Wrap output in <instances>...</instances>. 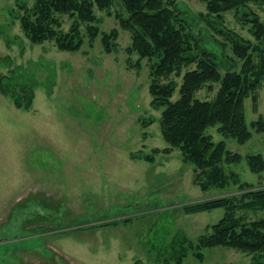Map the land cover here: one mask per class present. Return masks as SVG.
I'll return each instance as SVG.
<instances>
[{
	"label": "rangeland",
	"instance_id": "1",
	"mask_svg": "<svg viewBox=\"0 0 264 264\" xmlns=\"http://www.w3.org/2000/svg\"><path fill=\"white\" fill-rule=\"evenodd\" d=\"M19 1L33 4L0 0V264H257L253 254L231 247H201L199 238L224 216L223 207L187 213L183 206L238 201L243 191L264 188V168L254 171L247 160L252 154L264 160V130L251 126L264 119V79L256 104L251 96L244 100L252 133L246 142L225 137L217 125L207 129L240 159L223 163L225 186L203 189L181 151L165 150L164 106L150 92L156 59L139 62L129 53L132 33L116 18L127 14L120 1L94 7L100 32L90 40L82 24L84 42L75 51L28 39L16 17ZM175 2L204 46L217 53L222 74L230 59L240 69L229 42L208 26L213 18L206 4ZM251 10L264 21V2H249L224 13L225 27L252 39L242 20ZM61 22L67 31L72 19L62 15ZM114 28L116 47L107 52L101 32ZM194 67L163 79L175 84L173 100ZM218 89L219 82L207 83L195 97L210 100ZM26 95L29 100L17 105ZM234 215L244 222L264 219V208L238 206Z\"/></svg>",
	"mask_w": 264,
	"mask_h": 264
},
{
	"label": "trees",
	"instance_id": "2",
	"mask_svg": "<svg viewBox=\"0 0 264 264\" xmlns=\"http://www.w3.org/2000/svg\"><path fill=\"white\" fill-rule=\"evenodd\" d=\"M127 13L116 14L118 24L130 31L132 43L129 53L135 52L138 61L144 57L155 58L151 66L150 92L153 102L164 106L160 127L162 137L168 144L165 149H179L183 159L192 163L197 180L203 189L223 187L227 177L223 163L238 161L240 156L226 148L224 140L214 141L207 129L217 125V131L225 137H233L239 143L252 135L244 112V100L249 96L256 102V90L264 79V21L257 12L244 13L243 23L249 25L252 39L245 38L225 27L223 15L249 2L262 4L264 0H199L206 4L207 14L212 17L208 26L229 42L233 56L241 61L240 69L228 61L224 74L218 55L205 47L184 18L185 11L175 0H119ZM113 0H33L28 6L19 1L21 28L32 42L54 41L60 49L75 51L84 42L81 26L90 40L99 34L98 19L94 7L106 9ZM68 15L72 23L67 31L62 28L61 16ZM203 17L202 14H200ZM101 44L107 52L116 47L118 30L101 32ZM225 45V43H222ZM224 47V46H223ZM198 50V51H197ZM135 64L139 68V62ZM195 64L183 74L179 96L173 100L175 84L162 82L171 73ZM219 82L214 98L200 100L195 93L207 83ZM208 87H211V85ZM28 96L16 98V104ZM256 104V103H255ZM257 132L264 130V119L251 122ZM252 170H262L264 160L260 154L247 157ZM237 198V197H236ZM215 198L197 201L183 206L187 213L223 207L222 218L211 225V232L199 238L201 247L224 246L253 254L257 264H264V219L244 222L235 217L236 207L264 208V188L243 191L240 199ZM201 256V255H199Z\"/></svg>",
	"mask_w": 264,
	"mask_h": 264
}]
</instances>
